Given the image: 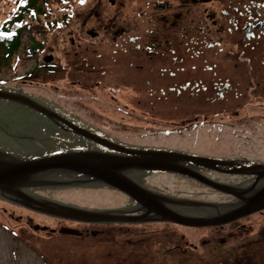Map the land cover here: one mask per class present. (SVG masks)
<instances>
[{
    "label": "flooded vegetation",
    "instance_id": "flooded-vegetation-1",
    "mask_svg": "<svg viewBox=\"0 0 264 264\" xmlns=\"http://www.w3.org/2000/svg\"><path fill=\"white\" fill-rule=\"evenodd\" d=\"M66 17V26L77 19ZM61 40L39 67L64 71L70 89L82 93L81 106L65 109L14 93L36 109L0 102V112L15 121L0 125V152L106 161L100 176L120 181L126 192L85 173L40 175L45 186L25 191L30 200L106 215L86 222L37 213L54 226L33 227L47 234L43 264H264V209L237 212L243 190L264 188V140L241 134L250 131L249 121L259 122L254 132L264 129V0H96ZM207 123L234 134L205 151L150 139ZM76 189L113 203L57 197ZM186 229L203 234L186 236Z\"/></svg>",
    "mask_w": 264,
    "mask_h": 264
},
{
    "label": "rangeland",
    "instance_id": "rangeland-1",
    "mask_svg": "<svg viewBox=\"0 0 264 264\" xmlns=\"http://www.w3.org/2000/svg\"><path fill=\"white\" fill-rule=\"evenodd\" d=\"M95 2L96 0H84L81 4L79 0H47L44 17L38 16L34 19L32 16H28L21 24L23 26L20 29H26L22 31L20 46L8 65L3 67L0 74V91L23 94L40 102L54 103L65 109L70 107L79 108L82 93H76L70 89L64 71L53 75L49 74L48 67H39L42 65L40 58L44 54L47 55L50 48L58 49L64 45L61 38L66 40L70 29L80 27L82 18L89 9H92ZM15 12L16 7L13 0H0V28L9 22L11 17L16 14ZM104 12V17H106L105 9ZM67 13L70 16L76 14L77 17V19L74 17L68 26L65 25V19H68V17H65ZM16 27L14 25L12 29L15 30ZM4 37L0 34V38ZM30 43H37L41 48L30 51ZM73 101L74 105H72ZM0 102H3L6 107L11 105L20 106L14 101L0 99ZM10 114L7 111L0 112V124L10 126L14 124L15 121L11 120L9 122ZM248 123L252 124L248 127L250 131L241 132V134H248L249 138L257 142L264 140V129H261L258 133L254 132L259 122L249 121ZM232 134H234V131H228L227 128L217 132L216 128L207 123L198 127L194 126L184 133L175 132L168 136L151 137L150 139L179 140L188 149L205 151L210 149L209 147L214 149L224 145L225 139H231L230 135ZM2 144L9 146L6 139L2 140ZM259 144L264 145V143ZM260 151L264 152V149ZM57 197H60L62 201L72 200L76 202H82L86 199V201L96 205L104 203L112 205L113 203L109 196L95 190L76 189L75 191H64L59 192ZM29 210L14 202L5 200L4 197H0V264H43L40 260V252L43 253V249L46 248L44 245L48 242L45 239L47 234L34 233L33 227L36 225L54 226H51L52 220L38 215V212ZM202 234L201 230H185L186 236Z\"/></svg>",
    "mask_w": 264,
    "mask_h": 264
},
{
    "label": "water",
    "instance_id": "water-1",
    "mask_svg": "<svg viewBox=\"0 0 264 264\" xmlns=\"http://www.w3.org/2000/svg\"><path fill=\"white\" fill-rule=\"evenodd\" d=\"M12 94L13 93L10 92L0 94V99L10 102L14 101L20 104L22 107L36 109V103L30 98ZM190 159L193 161H212L211 159L203 157H192ZM108 166L109 163L106 161H94L92 157L88 156L85 158L82 156V154H60L48 156L38 160H28L0 152V197H4L5 200H10L17 205L24 206L41 214H62L64 218H73V220L99 222L106 218V215L104 214L105 212L84 211L57 203L37 201L32 199L30 200L28 198L29 196L25 194V191H30L35 188L45 186L43 185V182L40 181L41 179H38V177L47 172H78L80 174H88V176L92 177L91 182H98L101 180L111 188L124 187L123 190L126 192V186L120 184V181L100 176L101 174L99 171L107 168ZM208 184L210 188H213L217 191L223 193L229 192L227 190L229 188H226V186L217 185L211 182H208ZM13 198L16 199L13 200ZM17 200H20L24 203H19ZM240 201L243 203V205L237 212L241 215H249L264 209V188H255V191L243 190V197L240 199ZM29 204H34L35 207H31ZM198 221L202 222L206 220ZM208 224L210 223H199L194 226H205ZM59 233L77 235L78 231L61 228ZM93 234H97V232Z\"/></svg>",
    "mask_w": 264,
    "mask_h": 264
},
{
    "label": "trees",
    "instance_id": "trees-1",
    "mask_svg": "<svg viewBox=\"0 0 264 264\" xmlns=\"http://www.w3.org/2000/svg\"><path fill=\"white\" fill-rule=\"evenodd\" d=\"M16 7V14L11 17L8 23H5L0 28V34L5 36L0 38V74L4 66H7L11 61L12 56L17 52L22 31L23 22L27 19L28 16H32L34 19L38 16H45V6L47 5V0H13ZM60 1V0H58ZM66 17V15H65ZM66 22V21H65ZM16 25V29L13 30L12 26ZM31 50H36L39 48L37 43H30ZM41 48V47H40Z\"/></svg>",
    "mask_w": 264,
    "mask_h": 264
},
{
    "label": "snow or ice",
    "instance_id": "snow-or-ice-1",
    "mask_svg": "<svg viewBox=\"0 0 264 264\" xmlns=\"http://www.w3.org/2000/svg\"><path fill=\"white\" fill-rule=\"evenodd\" d=\"M79 2L82 4L84 2V0H79Z\"/></svg>",
    "mask_w": 264,
    "mask_h": 264
}]
</instances>
